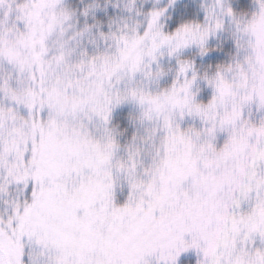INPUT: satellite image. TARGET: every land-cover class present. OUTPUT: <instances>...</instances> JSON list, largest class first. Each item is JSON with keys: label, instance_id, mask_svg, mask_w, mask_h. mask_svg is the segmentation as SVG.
Masks as SVG:
<instances>
[{"label": "snow or ice", "instance_id": "6c2138e0", "mask_svg": "<svg viewBox=\"0 0 264 264\" xmlns=\"http://www.w3.org/2000/svg\"><path fill=\"white\" fill-rule=\"evenodd\" d=\"M0 264H264V0H0Z\"/></svg>", "mask_w": 264, "mask_h": 264}]
</instances>
